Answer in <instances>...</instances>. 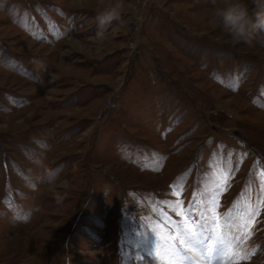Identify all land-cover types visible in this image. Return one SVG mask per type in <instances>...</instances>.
I'll return each mask as SVG.
<instances>
[{
  "label": "rangeland",
  "instance_id": "1",
  "mask_svg": "<svg viewBox=\"0 0 264 264\" xmlns=\"http://www.w3.org/2000/svg\"><path fill=\"white\" fill-rule=\"evenodd\" d=\"M99 3L0 0V264H264V48Z\"/></svg>",
  "mask_w": 264,
  "mask_h": 264
},
{
  "label": "clouds",
  "instance_id": "2",
  "mask_svg": "<svg viewBox=\"0 0 264 264\" xmlns=\"http://www.w3.org/2000/svg\"><path fill=\"white\" fill-rule=\"evenodd\" d=\"M124 0H100L94 43L102 46L109 27L120 22ZM212 19L235 43L264 48V0H218Z\"/></svg>",
  "mask_w": 264,
  "mask_h": 264
}]
</instances>
